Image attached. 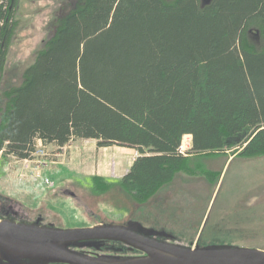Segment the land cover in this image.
<instances>
[{
    "label": "trees",
    "instance_id": "obj_1",
    "mask_svg": "<svg viewBox=\"0 0 264 264\" xmlns=\"http://www.w3.org/2000/svg\"><path fill=\"white\" fill-rule=\"evenodd\" d=\"M18 5L0 0L3 160L33 159L38 141L135 149L139 155L123 177L94 175L90 187L100 195L117 185L125 198L145 204L178 176L203 175L211 196L221 172L203 170L192 158L231 155L229 181L238 170L231 203L258 193L264 205V0H73L19 80L5 84ZM187 135L188 156L180 152ZM181 208L194 215V207ZM224 225L213 219L205 229L216 236Z\"/></svg>",
    "mask_w": 264,
    "mask_h": 264
},
{
    "label": "rangeland",
    "instance_id": "obj_2",
    "mask_svg": "<svg viewBox=\"0 0 264 264\" xmlns=\"http://www.w3.org/2000/svg\"><path fill=\"white\" fill-rule=\"evenodd\" d=\"M72 2L73 0H19L17 15L19 27L10 47L5 84L6 81L14 84L19 80L22 66L25 67L32 61L37 50L53 30V21L59 17L64 7H70ZM183 145L182 154L188 156L192 148V137H184ZM80 148L84 150L83 157H80V154L76 155ZM37 149L38 152L36 151L37 154H34L33 159L17 160L10 157V161H5L0 157V200L2 201L0 218L12 217L5 213L7 206L12 203L19 209L24 208V211L31 214L36 213L35 215L45 208L53 209L58 212L61 222V225L55 226L65 228L111 222L126 223L132 220L129 213L131 207L134 208L135 218L146 219L151 223L166 221L171 226L178 218L187 219L186 223L190 226L200 218L203 223L205 215H208L207 225L214 219L215 222L225 224L222 228L224 230L212 236L205 229L200 238V246L212 243L213 238L224 237L242 242L234 244L237 246L264 250V205L259 204L263 199L258 193H254L253 200L246 199L239 200L235 204L231 203V195L237 190L235 174H238L237 170L233 179L228 180L227 169L234 160L231 155L220 158L209 155L191 159L195 160L193 163H200L204 167L203 170L221 172L220 177L212 185L213 203L221 184L225 186V183L229 182L227 194H221L216 205H211L209 202L211 184H207L203 175H196L193 178L178 176L161 194L145 204H139L125 198L117 185L100 195L93 193L90 187V177L94 175L102 176L112 182L123 177L128 172L130 163L139 155L137 150L117 145L98 147L96 140L82 139L71 141L62 148L55 145L45 146L43 142L38 141ZM70 154L76 155L74 161L70 160ZM47 178L50 179L49 184L46 183ZM175 192L179 194L176 196ZM185 201L186 203L182 204ZM182 205L194 207V215H183ZM207 206L208 209L205 211ZM225 207L228 208L227 212L220 214ZM27 215L31 217L30 214ZM20 216L18 219L26 220L25 216H21L22 218ZM240 227L244 229V236L238 239L235 236L238 230L236 228ZM188 231L184 229L183 233L190 234L192 237L189 241L193 240L194 244H197L199 232L196 229L195 233ZM248 241L251 244H248Z\"/></svg>",
    "mask_w": 264,
    "mask_h": 264
},
{
    "label": "water",
    "instance_id": "obj_3",
    "mask_svg": "<svg viewBox=\"0 0 264 264\" xmlns=\"http://www.w3.org/2000/svg\"><path fill=\"white\" fill-rule=\"evenodd\" d=\"M167 231L139 221L87 227H59L15 217L0 218V264H264V250L228 244L184 246ZM113 242L137 255L90 256L72 247Z\"/></svg>",
    "mask_w": 264,
    "mask_h": 264
},
{
    "label": "flooded vegetation",
    "instance_id": "obj_4",
    "mask_svg": "<svg viewBox=\"0 0 264 264\" xmlns=\"http://www.w3.org/2000/svg\"><path fill=\"white\" fill-rule=\"evenodd\" d=\"M0 203H2V201L0 200ZM7 211H5L6 215H11L12 217H19V215H21L22 217L25 216V221H40L42 224L44 225H61L58 215H57V211H53V209H49V208H45L43 209V211L41 213H38L37 215L31 214L29 212H27L26 210L24 211L23 209H19L17 207L14 206V204H9L6 208ZM24 213V214H23ZM129 213H131V219L133 221H139L143 227L145 228H155L157 230H161V231H167L168 233H171L177 241L179 243H181L184 246H191L194 241L190 240L192 236H190V234H185L183 233L184 229L189 232L188 230H191L190 232H194L195 233V226L198 223L195 222V224L193 223L192 226L188 225V223H186L187 220L185 219H176L174 220L173 226H171L170 224H167L166 221L162 222V223H151L148 222L146 219H140V218H135L133 216V214H135L134 208L131 207ZM27 214H30L31 217H29ZM20 216V217H21ZM21 217V218H22ZM34 218V219H30V218ZM209 220L208 215H205V219L203 221V223L201 222L200 227L198 229V245H200V238L202 236V234L205 231L207 222ZM57 221V222H56ZM131 221V220H130ZM207 221V222H206ZM185 227V228H184ZM183 230V231H182ZM197 230V229H196ZM215 243H210L207 245H213ZM72 249H75L76 251H80L82 253H86L90 256H95V255H101V254H106V255H110V256H131V255H137L139 254V252H137L136 250H130L129 246L125 245V244H121V243H113V242H108L102 245H99L98 248L95 247H84V248H78V247H72Z\"/></svg>",
    "mask_w": 264,
    "mask_h": 264
},
{
    "label": "crops",
    "instance_id": "obj_5",
    "mask_svg": "<svg viewBox=\"0 0 264 264\" xmlns=\"http://www.w3.org/2000/svg\"><path fill=\"white\" fill-rule=\"evenodd\" d=\"M82 140H85V139H82ZM83 153H84V150L82 151V149L80 148V149L77 151L76 155H77V154H78V155L80 154V157H83ZM76 155L74 154V156H71V154H70V158H71L70 160H71V161H74V160H75L74 158H75ZM82 160H83V161H86V160H84V159H82ZM101 162H102V161H101ZM132 163H133V162H132ZM132 163H130V166H129V167H131ZM100 164H101V163H100ZM212 200H213V199H212ZM212 200H211V202H210L211 205H213Z\"/></svg>",
    "mask_w": 264,
    "mask_h": 264
},
{
    "label": "built area",
    "instance_id": "obj_6",
    "mask_svg": "<svg viewBox=\"0 0 264 264\" xmlns=\"http://www.w3.org/2000/svg\"><path fill=\"white\" fill-rule=\"evenodd\" d=\"M182 151L184 152V145L183 146L181 145V147H180V152L182 153ZM37 152H35V154H37ZM46 183L49 184V179H46Z\"/></svg>",
    "mask_w": 264,
    "mask_h": 264
},
{
    "label": "bare ground",
    "instance_id": "obj_7",
    "mask_svg": "<svg viewBox=\"0 0 264 264\" xmlns=\"http://www.w3.org/2000/svg\"><path fill=\"white\" fill-rule=\"evenodd\" d=\"M185 137H191L190 135H187V136H185Z\"/></svg>",
    "mask_w": 264,
    "mask_h": 264
}]
</instances>
